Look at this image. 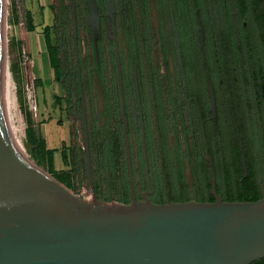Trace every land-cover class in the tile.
<instances>
[{"label": "flooded vegetation", "instance_id": "obj_1", "mask_svg": "<svg viewBox=\"0 0 264 264\" xmlns=\"http://www.w3.org/2000/svg\"><path fill=\"white\" fill-rule=\"evenodd\" d=\"M94 1L98 11L96 34L91 24L90 0H72L70 12L62 11L58 16V59L63 74L60 83L67 90L70 108L79 107L81 113L85 101L90 126L86 84L89 81L92 85L96 78L105 85L106 72L112 68L117 97L115 116L125 150L117 83L118 40L136 200L149 199L156 204L190 200L212 203L216 201L214 176L217 192L224 199L221 169L226 163L238 162V148L242 163L241 145L248 176L251 166L264 199V0ZM155 33L161 41L162 62L173 94L169 101L172 112L179 116L184 145L180 137L175 146L170 144L166 103L153 50ZM213 92L217 120L212 110ZM107 94L111 95L109 91ZM162 126L166 149L159 129ZM143 129L149 169L142 146ZM104 157L109 189L116 188L120 193V199L112 201L131 203L126 154V180L120 187L117 181H111L114 169L105 154ZM93 170L95 196L104 200L102 190H97L101 181L96 176L94 158Z\"/></svg>", "mask_w": 264, "mask_h": 264}, {"label": "water", "instance_id": "obj_2", "mask_svg": "<svg viewBox=\"0 0 264 264\" xmlns=\"http://www.w3.org/2000/svg\"><path fill=\"white\" fill-rule=\"evenodd\" d=\"M91 1V24L98 11ZM6 0H0V264H252L264 258V199L156 204L137 201L128 135L123 70L116 39L117 83L131 203L106 202L94 192L93 156L85 101L81 105L91 200H83L38 167L11 139L2 106ZM212 110L217 120L216 97ZM142 146L149 169L145 130ZM244 177H248L241 145ZM243 182V180H242Z\"/></svg>", "mask_w": 264, "mask_h": 264}, {"label": "rangeland", "instance_id": "obj_3", "mask_svg": "<svg viewBox=\"0 0 264 264\" xmlns=\"http://www.w3.org/2000/svg\"><path fill=\"white\" fill-rule=\"evenodd\" d=\"M18 1L21 13L19 17L14 12V0H6L5 10L6 57L12 77L11 97L15 95L17 102V109H11L9 112V119L17 128L15 139L18 144L21 143L29 159L36 165L38 163L40 166H37L53 179L54 175L51 172L53 167L67 171L71 176V185L66 188L81 199L87 200L92 198V195L88 189L81 113L79 107L70 108L67 90L60 83L63 77L62 69L60 68V73H55L46 43L48 36L58 58L57 20L62 11L70 12L72 0H40L46 1L49 5L41 7L36 12L27 8L25 0ZM25 8L31 12V17L26 16ZM152 40L157 69L160 71L159 82L166 103L170 144L175 146L180 137L184 145L179 116L175 110L172 112L169 101L172 93L170 94L168 87L167 69L162 62L161 41L157 33L153 34ZM144 41L145 37L141 33V46L145 51ZM83 42L86 47V38ZM106 74L108 82L105 85L96 78L93 79L92 85L89 81L86 85L91 147L96 176L98 182L101 181L97 190H102L103 201L111 202L120 199V193L116 188L109 189L110 180L104 157V148L107 144L112 145L115 159L111 181H117L120 187L126 180V172L124 144L120 125L115 116L117 97L111 67ZM108 91L111 95L107 94ZM174 97L177 101L175 95ZM17 112L19 116L16 115ZM155 122L153 119V123ZM31 125L33 126L29 129ZM83 188L86 189L84 195L80 191Z\"/></svg>", "mask_w": 264, "mask_h": 264}, {"label": "trees", "instance_id": "obj_4", "mask_svg": "<svg viewBox=\"0 0 264 264\" xmlns=\"http://www.w3.org/2000/svg\"><path fill=\"white\" fill-rule=\"evenodd\" d=\"M23 1V0H22ZM20 1L14 0V12L16 13V16L19 17L20 13ZM26 11V16L31 17V12L25 8L24 12ZM46 43H47V49L50 56V61L55 69V73H60V60H58L57 55L55 52V47L52 46L50 43V40L48 36H46ZM61 79V78H60ZM31 125L29 129L32 127ZM160 131L163 132V147L166 149V132L164 127L162 126L159 128ZM238 148V162H234L231 164L226 163L225 167L221 169L220 173V188L223 193L224 200L227 202H255L258 200L263 199L262 198V191H261V185L259 183V180L256 176V172L254 169L249 166V176L247 178L243 175V169H242V163L240 160L241 152ZM104 154L108 161L111 163L112 168L114 169L115 166V159H114V152L112 145L106 146L104 148ZM37 165H39L37 163ZM40 166V165H39ZM52 174L54 175V179L57 180L59 183L64 185L65 187H68L70 184L71 176L67 171L61 170L57 171L54 167L51 169ZM243 179V182L241 181ZM213 203V202H212ZM252 264H264V258L259 259Z\"/></svg>", "mask_w": 264, "mask_h": 264}, {"label": "bare ground", "instance_id": "obj_5", "mask_svg": "<svg viewBox=\"0 0 264 264\" xmlns=\"http://www.w3.org/2000/svg\"><path fill=\"white\" fill-rule=\"evenodd\" d=\"M6 27H7V24L5 22V26H4L5 30H6ZM11 82H12V77H11V73H10V70H9L8 60H7L6 52H5L4 69H3V77H2V106H3V114H4L5 124H6L7 130H8V133H9L11 139L19 147V149H21L23 151V149H22V147L20 145L21 143L18 144L16 139H15L16 134H17L16 133L17 128H16L15 124H12L10 119H9L10 110L11 109H15V108L17 109L16 96L14 95V96L11 97ZM16 115L19 116V113L17 112Z\"/></svg>", "mask_w": 264, "mask_h": 264}, {"label": "crops", "instance_id": "obj_6", "mask_svg": "<svg viewBox=\"0 0 264 264\" xmlns=\"http://www.w3.org/2000/svg\"><path fill=\"white\" fill-rule=\"evenodd\" d=\"M25 3L27 5V8L29 10H31L32 12H36L38 9L40 10L41 7H45V6L49 5V3H47L46 1L42 2L40 0H25ZM58 163H59V161H58ZM56 170L61 171L63 169L62 168L61 169L56 168Z\"/></svg>", "mask_w": 264, "mask_h": 264}, {"label": "built area", "instance_id": "obj_7", "mask_svg": "<svg viewBox=\"0 0 264 264\" xmlns=\"http://www.w3.org/2000/svg\"><path fill=\"white\" fill-rule=\"evenodd\" d=\"M81 191V194L82 195H84L85 194V192H86V189L85 188H83L82 190H80ZM92 198H88L87 200H91Z\"/></svg>", "mask_w": 264, "mask_h": 264}]
</instances>
